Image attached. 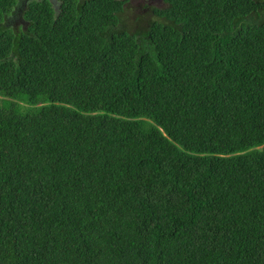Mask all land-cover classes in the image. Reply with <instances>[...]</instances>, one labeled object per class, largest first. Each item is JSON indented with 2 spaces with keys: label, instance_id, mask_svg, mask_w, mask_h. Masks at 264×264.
<instances>
[{
  "label": "trees",
  "instance_id": "16d2710c",
  "mask_svg": "<svg viewBox=\"0 0 264 264\" xmlns=\"http://www.w3.org/2000/svg\"><path fill=\"white\" fill-rule=\"evenodd\" d=\"M167 2L0 0V264H264V0Z\"/></svg>",
  "mask_w": 264,
  "mask_h": 264
},
{
  "label": "flooded vegetation",
  "instance_id": "af4514ba",
  "mask_svg": "<svg viewBox=\"0 0 264 264\" xmlns=\"http://www.w3.org/2000/svg\"><path fill=\"white\" fill-rule=\"evenodd\" d=\"M36 0H14V3L12 4V8L9 11V13L6 14L5 12V16H4V22L3 24L6 26H11L14 27V20H12V18H14V12L16 13H22L23 11H25L28 6L31 3H34ZM41 1V0H39ZM51 7H53V11L55 12V14H58L64 6L63 5V0H48ZM85 1L86 0H77V11H79L82 7L85 6ZM129 3V8L128 11L133 9V7H135V10H140L141 7V12H147L150 13L151 15H155L157 16L156 19H158L159 16V12L166 8L168 5L167 0H152L151 2L147 3V0H123L122 3V10L120 12V14L122 15V13L124 12V10L126 9L127 4ZM28 4V6H27ZM165 5V6H162ZM11 15H13L11 17ZM120 15V16H121ZM154 19V20H156ZM153 20V21H154ZM19 23L24 24V20L19 16L18 20ZM154 23V22H152ZM132 31V30H131ZM137 36L139 34H136Z\"/></svg>",
  "mask_w": 264,
  "mask_h": 264
},
{
  "label": "rangeland",
  "instance_id": "374dc122",
  "mask_svg": "<svg viewBox=\"0 0 264 264\" xmlns=\"http://www.w3.org/2000/svg\"><path fill=\"white\" fill-rule=\"evenodd\" d=\"M151 1L152 0H147V3ZM162 6H165V5H162ZM128 8H129V3L127 4L126 9L122 13L121 18L125 23L124 25L128 29H131L132 31L142 33L143 31H145V29L149 30L151 27V22L157 18V16L151 15L150 13H148L149 11L141 12V7H140V10H137V11L135 10V7H133V9L129 11H128ZM13 15H11V17ZM18 16H19L18 14H15L14 18H12V20H14V27L21 25V23L17 21Z\"/></svg>",
  "mask_w": 264,
  "mask_h": 264
},
{
  "label": "clouds",
  "instance_id": "9594fccd",
  "mask_svg": "<svg viewBox=\"0 0 264 264\" xmlns=\"http://www.w3.org/2000/svg\"><path fill=\"white\" fill-rule=\"evenodd\" d=\"M133 32L136 33V34H139V35H138V38L143 36V34L140 33V32H136V31H133Z\"/></svg>",
  "mask_w": 264,
  "mask_h": 264
},
{
  "label": "water",
  "instance_id": "95a60500",
  "mask_svg": "<svg viewBox=\"0 0 264 264\" xmlns=\"http://www.w3.org/2000/svg\"><path fill=\"white\" fill-rule=\"evenodd\" d=\"M23 13V12H22ZM19 14V13H18ZM21 15V13L19 14V16ZM21 17V16H20Z\"/></svg>",
  "mask_w": 264,
  "mask_h": 264
}]
</instances>
